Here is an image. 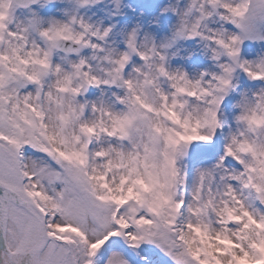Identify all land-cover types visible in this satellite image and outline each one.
Segmentation results:
<instances>
[{
    "label": "snow or ice",
    "instance_id": "snow-or-ice-1",
    "mask_svg": "<svg viewBox=\"0 0 264 264\" xmlns=\"http://www.w3.org/2000/svg\"><path fill=\"white\" fill-rule=\"evenodd\" d=\"M0 264H264V0H0Z\"/></svg>",
    "mask_w": 264,
    "mask_h": 264
}]
</instances>
